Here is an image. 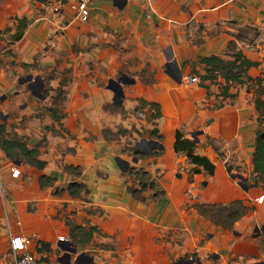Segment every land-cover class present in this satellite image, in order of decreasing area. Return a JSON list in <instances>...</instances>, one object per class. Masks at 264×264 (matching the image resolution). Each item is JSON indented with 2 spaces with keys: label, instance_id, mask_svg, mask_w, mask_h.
I'll return each mask as SVG.
<instances>
[{
  "label": "crops",
  "instance_id": "crops-1",
  "mask_svg": "<svg viewBox=\"0 0 264 264\" xmlns=\"http://www.w3.org/2000/svg\"><path fill=\"white\" fill-rule=\"evenodd\" d=\"M238 15L248 21L253 19L250 5L242 3L239 7L235 0H93L89 20L81 21L70 4L57 10L56 0H0L1 101L7 97L2 93L15 91L8 63L14 57L19 63L17 69L26 70L35 62L38 66L31 70L47 66L54 70L58 65L74 68L65 91L66 115L61 120L70 126L68 132L44 130L55 123L52 108H46L45 117H37L36 104L28 97L25 99L29 95L46 100L37 96L35 82H31V88L28 82L21 81L23 77H18V83L26 84L29 92L15 91L17 101L8 102L9 111L20 110L19 121L34 114L27 128L20 129L24 135L20 138L25 139L21 141L26 148L36 149L38 158L47 164L39 169L25 157L13 160L0 146V186L8 194H0V264H15L12 234L31 238L30 250L37 257L46 248L43 243L54 249L68 241L77 248L76 253H71V263L82 254L91 259L83 264H262L264 198H259L264 196V181L256 177L253 166L257 120L247 117L246 102L237 94L229 98L230 104L214 109L217 95L210 93L218 91L220 84H191L186 80L193 74L190 67L181 70L182 64L191 60L203 71L199 57L222 55L226 43L223 34L213 37L210 30L204 29L197 36L191 31L193 40L188 39L187 27L207 26ZM17 18H27L29 24L23 37L10 44L6 34L15 30ZM9 29L12 31L7 32ZM258 68L249 69L248 75L256 74ZM69 70L65 73L69 74ZM145 73H153L150 83L142 81ZM120 74L134 82H121L123 95L121 101H116L109 86L110 80L121 78L116 79ZM36 76L44 82L42 92L45 79L39 73ZM61 86L60 80L55 90ZM137 97L144 98L148 105L155 102L160 106V115L146 126L152 131L145 139L157 140L152 137L157 131L162 136L161 153L154 148L146 156H139L135 149L133 155L123 156L120 146H111L100 136L102 128L111 121H125L121 106L127 110L136 107ZM113 106L118 110L105 109ZM2 116L9 120V114L0 112ZM178 131L187 138L198 131L220 139L227 143L228 152V144L237 140L239 171L229 172L226 162L208 146L200 152L215 164V173L191 174L192 164L187 156L174 147ZM202 143L203 139L199 145ZM10 149L13 153L21 152L19 147ZM117 155L129 161L130 166L149 173L154 187L143 191L142 198L131 194L125 171L113 161ZM13 165L21 171L18 178L12 177ZM67 166L80 173L68 171ZM43 174L55 178L51 186L41 185ZM239 174L246 178L247 188ZM72 182L88 187L87 200L69 193L67 185ZM79 200L83 204L78 215L95 228L87 242L81 243L103 244L92 254L78 253L80 241L73 239L65 221L66 214L74 210ZM235 200H243L254 210L231 230L212 223L195 207L197 203L229 204ZM91 208L95 212L90 213ZM84 220L76 219L78 224ZM57 261L65 264L60 258ZM50 262L45 260L41 264H55Z\"/></svg>",
  "mask_w": 264,
  "mask_h": 264
},
{
  "label": "rangeland",
  "instance_id": "rangeland-1",
  "mask_svg": "<svg viewBox=\"0 0 264 264\" xmlns=\"http://www.w3.org/2000/svg\"><path fill=\"white\" fill-rule=\"evenodd\" d=\"M242 3L250 5V13L253 19L248 21L242 18H238L239 16H241V15H238L232 20L220 21L215 24H211L207 26L202 25V27H205L203 28L205 31L210 30L211 36L213 35V37H215V35L217 34L224 35V39L226 43L223 49V53L232 52V49L228 47V44L229 42L233 41L236 43V46L242 49L243 52L248 57L258 60L260 62V66H258L259 68L256 74L250 76L252 78H257L260 74L264 75V0H235V5L239 4V7L241 6ZM202 27H199V26L187 27L186 35L188 36V39L193 40L194 33L192 32L195 31L196 36H197L199 32L202 31L201 30ZM244 36H247V37L245 38ZM6 38H9V35L6 34ZM195 38L196 39L194 40H198L200 36L195 37ZM8 63L10 64L9 69L13 71V82H14V87H15L14 90L17 92L18 91L21 92V90L26 91V93L29 92V89L27 88L26 84L18 83V77H23L24 79L28 75H31L33 76V78H35L37 77L36 75H38L39 73V75H41L45 79L46 84H45V87L42 89V94L46 97V100L40 101L36 99L35 97H30L29 95H26L25 99L28 97L29 100L32 101L31 103L36 104L37 107L35 108H36L37 113H35V115L37 117H41V115L45 117L48 111V109L46 108L48 107H51L53 114H56L59 117V120L54 119L55 123L53 121L50 125L44 127V130H47L48 132L52 131L53 133H59V134L68 132L70 126L69 127L66 126L61 120L66 115L64 102L67 97H66L65 91L67 92V85L69 84V80H71V75H72L71 72L73 73L74 68L69 67L70 68L69 70L67 68H63L65 66L58 65L56 69L54 70L50 69L49 66L45 67L44 69L40 67L36 71L31 70L30 69L31 67L38 66V64L35 62L33 65H30L29 67H25L26 70H24L23 68L17 69V66L19 65V63L16 62L15 57L14 59H11L10 61H8ZM188 66L190 67L189 70H192V73L196 74L195 76L198 78H199V74L205 73L204 70L202 71L201 69L202 67L197 66L196 61L193 62L191 60H188L185 64H182L181 70L183 68L184 71H187ZM68 70L70 71L69 74L65 73ZM30 71L31 73H29ZM120 76L121 74L117 76L116 79H118ZM152 78H153V73H145L143 74L142 81L144 83H150L152 81ZM221 78L223 81L224 80L223 77H218L214 81L216 85L220 84V86L218 85L219 86L218 91L216 92L212 91L210 93V96L214 94L217 95L216 96L217 103H215L214 109L220 105L230 104L229 98L223 99L221 88L222 86H224L225 82L224 81L221 82L220 81ZM60 80H61L62 86L58 90H55V86H57ZM37 82L38 81H36L35 83L37 84ZM38 85H40V83L37 84V86ZM249 86L250 85L248 84L235 85L231 88L230 91L233 92L234 94L239 95L240 99L246 102L245 114L247 115V117H250L252 121L257 120L256 123L254 124L256 125L255 126V128H257L256 130H258L259 128L264 129V122H262L261 124H259L258 122V117L260 116V114L256 110V107H255V99H256L255 91L257 87L253 85V88L249 89ZM15 91L1 94V96H7V97L3 101L0 100V112L4 115L9 114L10 117H9V120L3 119V116L0 117V131H1L0 146L1 144L6 145V146H11L10 141L13 139L25 140V139L20 138V136L24 138V135L20 133L21 132L20 129L21 128L26 129L28 126L29 119L32 118V116L34 115L33 114L30 117L26 115L23 118V120L19 121L18 118L20 117L19 115L20 110L17 108L15 112L9 111L10 105H8V102L11 103L17 99V96H15ZM137 100H138V105L136 107H132L131 109L127 110V109H124V106L122 105L121 110L119 109L122 113V119L125 121L120 120V121H114L113 123L111 121L110 122L111 124L104 126L102 128V132L100 133V136L105 137L107 144H110L111 146H114V145L120 146L119 149L122 150L123 156L125 155L131 156L133 155V152L135 149H143L142 146H140L139 148H136L137 144L142 142L147 137L148 131H150V133L152 131L151 129H147L146 126L147 124H150L153 122V117L151 115L155 112V110L149 109L148 102L144 98L137 97ZM210 107L213 108V106L211 105ZM105 109L111 112L118 110L117 108H114V106L106 107ZM129 117L130 119H128ZM3 120L5 122H3ZM2 126L4 127V129H1ZM75 127L77 128L76 124H75ZM93 136L95 135L91 134L92 138ZM197 138H199L200 140L199 142H196L197 143V147L195 150L196 153L203 154L200 152V149L202 151V148L207 149L208 146H211L217 152V157H219V159H221L222 161L226 162L227 168L228 166H230L232 167V172L239 171L240 144L237 140L232 141L228 144L229 151H230L228 152V149L226 148L227 143L223 142L220 139L212 138L211 140L208 138V135L206 137L203 135V133L198 134ZM190 139L194 140L192 136L190 137ZM201 139L204 140V143H202V145L200 146L199 143L201 142ZM45 140L46 139L41 140V143L44 142ZM95 140H97V137L95 138ZM47 151L48 149L46 150V152ZM113 161L116 163V160H114V158H113ZM129 168H130L129 171L124 172L125 176H127V182H126L127 186H129V190L131 189L132 192L137 191V196H139V198H142V195H141L142 192L149 188L150 175L146 174L143 171L145 170L143 168H139L135 166H129ZM73 170H74V174L80 173V171H77L76 169H72V171ZM68 171H71V170H68ZM244 179L246 180L245 177ZM78 183L81 185L80 187L81 190L79 191L77 195H75V197H78L80 200H87L88 199L87 195L90 193V191L88 190V187L84 186L83 183H80V182ZM58 190H60L59 187H57L56 191ZM59 193L60 192H57V194ZM0 194H4L8 196L7 192L4 191L2 186H0ZM80 200L78 201V204L76 205L74 210L66 214L65 221L67 222V224H69L71 231L73 230L72 233L76 236L75 239L80 241L77 243L78 244L77 247H79L78 253L84 252V254L85 253L92 254L94 253L93 249L102 248L103 244L97 241H95L93 244L86 243L87 242L86 240L89 238L88 233L91 232L92 226L89 224L87 220H84L85 219L84 216H80L81 215L80 205L83 204ZM89 212L93 213L95 212V210L91 208ZM78 213H80V215H78ZM71 214L72 216H70ZM77 217L82 218V220H84L82 224L77 223L76 221ZM93 232L94 230H92V233ZM84 240L86 242L82 244L81 241H84ZM71 256L73 260L74 255L71 254ZM58 258L65 261L66 264L70 260L66 256L65 250L59 247H56L52 249L51 251H48V249L43 248L41 254L38 253L39 264L45 262V260L48 262L51 261L50 263L54 261L53 263L58 264L57 263ZM81 260L86 261L88 260V258L86 255H83L81 257Z\"/></svg>",
  "mask_w": 264,
  "mask_h": 264
},
{
  "label": "trees",
  "instance_id": "trees-1",
  "mask_svg": "<svg viewBox=\"0 0 264 264\" xmlns=\"http://www.w3.org/2000/svg\"><path fill=\"white\" fill-rule=\"evenodd\" d=\"M28 24L29 20L27 18L16 19L15 30L12 33H9L10 44L19 41L23 37ZM203 28L204 27H202L201 30ZM11 31V29L7 30V32ZM244 37L246 38L247 36ZM228 47L232 49V52H224L222 55L212 54L199 57L198 62L204 65L205 71L204 74H199V78L201 80L200 85L206 87V81L214 83L218 77H223L225 82L224 86L221 88L223 99L234 98L236 96V94L230 91L235 85L248 84L250 85L249 89H252L253 85H255L257 87L255 91V107L260 114L258 117V122L261 124L264 122V75H260L257 78H252L248 75L249 69L260 66V62L249 58L242 49L236 46V43L233 41L229 42ZM194 75L196 74L193 73L192 76ZM149 105L151 109L155 110L151 116L153 118L158 117L160 115L159 104L153 102ZM223 106L224 105H220L217 108L220 109ZM53 118L59 120V117L56 114H53ZM1 129H4V127L2 126ZM152 137H155L158 141L162 142V136L159 135L157 131L152 133ZM208 138L212 140L213 137L208 135ZM10 145V148L19 147L21 149V152L13 153L11 152V149L8 148V146L1 144L3 150H5L7 156L11 159L24 160L25 157V160L29 164L39 169L45 168L47 163L46 161L38 158V152L36 149L26 148L20 139L11 140ZM174 147L177 152H183L186 154L189 162L192 164L190 169L191 174H197L203 171L209 175H213L215 173V164L207 156L196 153L195 150L197 143L195 140L185 137L181 131H178L176 134V142ZM157 149V153L163 152V148ZM135 154L139 156L147 155L143 149H137ZM253 166L256 177H259L262 181H264V129L262 128H259L256 132V149L253 155ZM72 168V166H67V169L69 170ZM129 169L130 168H128L126 171H129ZM143 171L149 175L147 171ZM228 171L232 172V167L228 166ZM180 175L181 173L178 174V176ZM54 180V177L45 174L40 177V183L42 186H51L52 183H54ZM204 184H206V182H204ZM80 187L81 185L78 182H72L68 185L67 190L72 196H75L81 190ZM149 187H154L153 181L149 182ZM130 192L134 197L139 198V196H137V191L132 192L131 190ZM195 207L202 216L210 220L212 223L230 230L234 228L235 224L239 220L254 210L253 206L247 205L243 200H235L229 204L197 203L195 204ZM91 229L94 230L95 228ZM92 230L88 233V235H92ZM72 237L74 239L76 236L72 233ZM37 243L40 244L42 242L38 241ZM43 245H45L48 251L52 250L49 243H43Z\"/></svg>",
  "mask_w": 264,
  "mask_h": 264
},
{
  "label": "built area",
  "instance_id": "built-area-1",
  "mask_svg": "<svg viewBox=\"0 0 264 264\" xmlns=\"http://www.w3.org/2000/svg\"><path fill=\"white\" fill-rule=\"evenodd\" d=\"M68 4L71 5L76 18L81 21L89 20L93 0H56V9L60 10ZM186 80L191 84H200L201 82L198 77L192 75H188ZM11 173L13 178H18L21 175V171L16 165L11 167ZM263 198L264 196H261L259 201H262ZM31 243L32 240L29 237L12 234L11 252L15 258V264H39L37 255L30 250ZM262 264H264V253L262 254Z\"/></svg>",
  "mask_w": 264,
  "mask_h": 264
},
{
  "label": "water",
  "instance_id": "water-1",
  "mask_svg": "<svg viewBox=\"0 0 264 264\" xmlns=\"http://www.w3.org/2000/svg\"><path fill=\"white\" fill-rule=\"evenodd\" d=\"M21 81L22 82H28L29 83V86L31 88H33V83H31V82L38 81L37 84L40 83V85L38 87V93H36V94H37V96H39V97H41L43 99L45 98V96L40 91L42 85L44 84L43 80H41L40 77L37 76V77L33 78V76L30 75V76H27L26 78L22 79ZM121 82L128 83V82H134V80L131 79V78H129L127 75H122L121 78H119V80H114V79L110 80V86L109 87L115 92V95H116L115 96V99H116V101H121V97L123 95V90H122ZM34 84L37 85L36 83H34ZM200 133L201 132H198L197 131V132H194L192 134V137L194 138V140L196 142L199 141V138H197V135L200 134ZM140 146H142L143 147V150L145 152H147V153H150L154 148H163V144L160 141L154 140V139H144L142 142L138 143V147H140ZM115 160L117 162V165L120 167V169L122 171H126L129 168V166H130V162L127 161V160H125V159H123L120 156H117L115 158ZM18 163H20V160L18 161ZM239 178L242 180L241 183L243 184V182L245 180L244 177L239 174ZM244 185L247 188V185H246L245 182H244ZM59 247L61 249L65 250L66 256L69 259L71 257V253H76L77 252V248L74 247L72 245V243H70V242H61V243H59ZM82 256L83 255H81V256L79 255V257H78L79 260L77 262L71 263L70 260H69V262L67 264H83L84 262H86V263L91 262V259H88L86 261L81 260V257Z\"/></svg>",
  "mask_w": 264,
  "mask_h": 264
},
{
  "label": "flooded vegetation",
  "instance_id": "flooded-vegetation-1",
  "mask_svg": "<svg viewBox=\"0 0 264 264\" xmlns=\"http://www.w3.org/2000/svg\"><path fill=\"white\" fill-rule=\"evenodd\" d=\"M38 84H39V83H38ZM37 87H39V85H38Z\"/></svg>",
  "mask_w": 264,
  "mask_h": 264
}]
</instances>
